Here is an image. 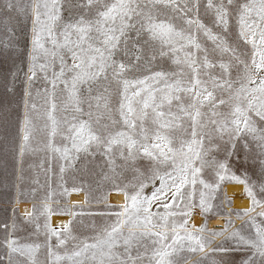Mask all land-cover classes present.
I'll return each instance as SVG.
<instances>
[{"label": "snow or ice", "instance_id": "snow-or-ice-1", "mask_svg": "<svg viewBox=\"0 0 264 264\" xmlns=\"http://www.w3.org/2000/svg\"><path fill=\"white\" fill-rule=\"evenodd\" d=\"M0 264H264V0H0Z\"/></svg>", "mask_w": 264, "mask_h": 264}, {"label": "bare ground", "instance_id": "bare-ground-1", "mask_svg": "<svg viewBox=\"0 0 264 264\" xmlns=\"http://www.w3.org/2000/svg\"><path fill=\"white\" fill-rule=\"evenodd\" d=\"M233 185H228L226 187V191L231 194L232 192V189H233ZM83 196H84V193L80 192V193H72L71 196L69 197L70 200H82L83 199ZM121 197H120V194L116 193V192H111L109 194V200L112 201V202H116L117 200H119ZM25 207H31V202H22L20 205H19V210L20 211H23V209ZM57 220V217H53V221L55 222ZM211 221H210V226H211Z\"/></svg>", "mask_w": 264, "mask_h": 264}, {"label": "rangeland", "instance_id": "rangeland-1", "mask_svg": "<svg viewBox=\"0 0 264 264\" xmlns=\"http://www.w3.org/2000/svg\"><path fill=\"white\" fill-rule=\"evenodd\" d=\"M43 176H40V180H41V182H43ZM83 193V192H82ZM28 202H30V201H28Z\"/></svg>", "mask_w": 264, "mask_h": 264}, {"label": "crops", "instance_id": "crops-1", "mask_svg": "<svg viewBox=\"0 0 264 264\" xmlns=\"http://www.w3.org/2000/svg\"><path fill=\"white\" fill-rule=\"evenodd\" d=\"M31 202V201H30Z\"/></svg>", "mask_w": 264, "mask_h": 264}]
</instances>
